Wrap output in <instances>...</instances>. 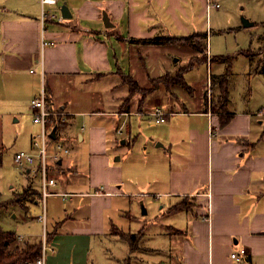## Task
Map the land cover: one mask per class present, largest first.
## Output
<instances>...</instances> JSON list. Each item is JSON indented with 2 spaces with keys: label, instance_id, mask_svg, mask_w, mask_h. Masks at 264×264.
<instances>
[{
  "label": "crops",
  "instance_id": "1",
  "mask_svg": "<svg viewBox=\"0 0 264 264\" xmlns=\"http://www.w3.org/2000/svg\"><path fill=\"white\" fill-rule=\"evenodd\" d=\"M205 2L57 0L56 6L46 7L47 13L62 17L63 4L70 13V18L57 21L43 19L39 0H0V117L11 115L14 123L29 122L30 101L42 88L48 109L66 114L55 138L69 149L57 161V169L67 170L52 190L70 195L47 198L46 227L53 251L47 253L46 264H99L91 256L92 248L104 238L116 239L111 229L123 228L117 224L120 210L140 208L142 198H148L146 204L152 208L158 205L161 212L162 224L149 233L165 240L164 264H235L229 255L239 248L247 250L249 264H264V109L255 113L247 106L236 108L229 99L226 112L232 117L222 124L219 112L210 115L204 101L207 76L199 84H188L191 92L172 86L169 108L144 103L146 111L160 107L168 113L163 124H152L138 103L128 113L104 109L105 105L115 108L128 94L116 82L120 73L147 88L151 79L183 66L182 56L185 62L196 56L178 44L131 40L207 34L206 24H199L206 13ZM103 14L111 25L108 28ZM44 41L50 43L43 46ZM183 47L188 50L182 53ZM211 66L212 61L206 65ZM218 95L212 90L214 104ZM80 114L88 121L98 117L106 122V117L114 122L109 138L106 133L111 130L105 125L98 132L104 144L94 142L97 130L91 129L86 163L76 152L85 142L76 119ZM28 127L31 141L36 125ZM116 134L127 146L122 153L117 150ZM0 146L5 148L1 138ZM54 170L50 167V174ZM23 172L25 180L38 178L33 167ZM33 189L37 199L27 209L10 203L6 213L18 211L24 222L40 224L39 180ZM13 233L20 237L18 243L40 240L38 232L34 236ZM125 254L115 257L106 249L100 259L102 264L105 259L107 264H121Z\"/></svg>",
  "mask_w": 264,
  "mask_h": 264
},
{
  "label": "rangeland",
  "instance_id": "2",
  "mask_svg": "<svg viewBox=\"0 0 264 264\" xmlns=\"http://www.w3.org/2000/svg\"><path fill=\"white\" fill-rule=\"evenodd\" d=\"M211 1L213 3H217L219 8L210 9L209 12L205 13L204 17L199 20L200 26H203V23H205L206 29H209L207 31V40L203 42L204 51L202 53H197L196 56L193 57L196 58L198 62L184 75V80L187 84L191 83L195 85L202 82L206 76L211 77V75H213V78H216L215 80L218 81L216 84H213L211 88L214 93H220L218 82L220 78H227L229 92L228 96L229 99L233 101V104L236 108L247 106L248 108L253 109L255 113L259 110H263L264 64L262 65V63H258V61H264V0ZM243 19L247 20L249 23H251V25L246 27L243 26ZM187 50V48H184L182 53ZM244 50H249L248 53L251 54V58L253 60L251 63V60H248L250 58L238 54L239 51ZM223 56H228L229 60H215V58H220ZM182 57L184 65L177 67V69L187 66L191 60L190 58V60L188 59L185 62V56ZM210 61H212V71L206 67ZM175 72L171 73L172 75L170 73L166 74L175 77ZM215 73H222L221 76L223 77H215ZM107 80L108 79L104 78L103 81L105 83L108 82L110 86H113L112 81L109 82ZM116 82L119 85L118 87L124 86L125 90L128 89L125 82L121 78H117ZM196 87L198 88V85L193 88L196 89ZM150 88V86L147 87V89H149L147 91H152ZM184 90L187 91L186 89ZM113 91L115 92L116 90L113 89ZM167 91L168 90H165L164 87H160L145 95L135 93L133 96H130L126 94L123 99H118L119 102L115 107L116 109L107 107L105 104L104 109H107V111L111 112L115 111L117 114H121L122 112L128 113L130 112V109H136L137 103L139 106L142 100L143 105L150 103L152 105L157 104L159 106H165L166 108H169L168 106L171 103L170 101H172L173 94L171 91ZM163 93H165V96ZM205 96H207L206 90L204 93V99ZM219 96L220 95H218L215 104L213 101H211L214 104H212V109L214 111L216 110L217 112H220L221 107ZM111 103H116V101ZM143 108L144 106L141 108V114H145L147 112L146 109ZM56 117L59 118L56 125L61 127L64 123L63 119L66 118V114L61 113ZM14 118L15 116L12 117L11 115H3L0 117V138L3 146L5 147L0 164V203L12 201V204H16L15 207L17 209L19 207L20 209L25 210L27 209L29 202L37 199V196H34L33 194V186L34 182L38 181V178H35L34 182L29 178H26L25 180V175L23 172L24 169L19 168L15 164L13 157L17 152H26L29 150L30 127L28 126L33 122L32 119H29V122L26 120L23 123H14ZM76 119L78 127L81 129L80 131H82L85 136V142L80 145L76 152L78 153V157L82 160V162L86 163L88 147L90 145L89 142L91 138V129L94 127L95 130H97V133L93 138L95 140L94 142H97L98 145L101 143L104 144V137L102 138V134H99L98 132L105 125L107 129L109 128L108 131L111 130V132L106 133V136L109 138L110 134H113L114 122L109 121L106 117L103 120H105L107 123L99 120L100 118L98 117L90 118L91 120L89 119L90 121H88L82 114L77 115ZM262 119L264 120V114ZM93 120H98L100 122ZM150 121L152 124H154L152 120ZM111 126L112 128H110ZM39 129V126L36 125V127L32 129V131H34L33 135L37 134ZM116 137L117 140L121 139L118 134H116ZM119 143L120 144L118 145L117 150L122 153L127 149V146H122L121 140ZM109 146H111V144H109ZM98 154H102V152L98 150ZM108 154L110 153L108 152ZM57 168L58 167H56V170L53 171L54 173H51V177L55 180H58L60 175L64 174L67 170L62 167L59 169ZM71 190H78V188L71 187ZM147 200L148 198H142V201L140 202L144 204L140 206V208L139 206L135 207L134 209H129L128 207L126 210L122 208L125 212L120 210V214L122 216H119V223L117 224L118 226L121 225L123 228L119 229L117 227H112L111 229V233L116 235L117 238H104L102 239L101 243H97V245H95L91 250V256L97 257V263L102 264L100 258L104 257L105 251L107 249V254L113 255L115 257L126 253L125 260H123L121 264H164L166 261L165 257L167 256V251L164 249L167 247L166 243H164L165 240L161 239L159 236L154 237L149 233L152 229L158 228L162 224L161 216H159L161 212L158 205H155L153 208L152 206H148L146 204L148 203ZM134 204H136V202ZM142 207L145 209V213H143ZM35 211L38 212V209L34 208L33 212ZM13 216H16V219H14ZM24 221L25 220L21 219V214L18 211H14L11 215L6 213L5 209L1 210L0 212V227L2 230L10 232L16 231L26 233L27 235L29 232V234L32 236L35 235L34 233L38 232L41 235V223L30 225L31 222L28 223L27 221ZM28 226H30V230ZM130 233H140L138 248L134 252H130L128 243L123 240V237ZM145 247L153 249L148 251ZM159 258H161V260H159ZM107 262L108 261L105 259V264H107Z\"/></svg>",
  "mask_w": 264,
  "mask_h": 264
},
{
  "label": "built area",
  "instance_id": "3",
  "mask_svg": "<svg viewBox=\"0 0 264 264\" xmlns=\"http://www.w3.org/2000/svg\"><path fill=\"white\" fill-rule=\"evenodd\" d=\"M41 5V16L44 18L49 17L52 20L62 21V17L55 14H48L46 7H52L57 5V0H39ZM212 8H219L217 3H213L211 0H206L205 11L209 12ZM50 42L44 41L43 46L48 45ZM206 107L210 115L213 113L212 109V90L210 83V76L207 77L206 83ZM30 110L32 113V122L39 126V132L32 136L30 141V148L28 151H20L14 154L13 161L21 168L33 167L39 180V203L41 212L37 216L38 221L42 224V231L40 235L41 242V256L38 257L34 262L29 264H46V255L48 252H52L48 241L47 234V215H46V201L50 196L60 195L66 198L70 194L57 193L52 190L57 185V181L51 177L50 167H54L55 163L63 157V155L69 154V149L65 147L60 141L51 139L50 133L53 129L57 130L56 124H51L50 118L53 116L60 115L61 113H53L47 107V97L44 89L40 90V93L33 97L30 101ZM145 116H148L154 124H163L167 120L168 113L160 108L155 107L150 111H147ZM56 133V132H55ZM56 136V135H55ZM50 162L53 164L51 165ZM209 209V206H208ZM210 219V212L208 210L206 220ZM20 237H18L19 239ZM248 252L245 248H239L230 253L229 258L235 264H249L248 263Z\"/></svg>",
  "mask_w": 264,
  "mask_h": 264
},
{
  "label": "trees",
  "instance_id": "4",
  "mask_svg": "<svg viewBox=\"0 0 264 264\" xmlns=\"http://www.w3.org/2000/svg\"><path fill=\"white\" fill-rule=\"evenodd\" d=\"M207 40V34L202 32H196L190 35L186 36H156L150 39H137V40H131L133 43H142V44H151V45H166V44H178L181 46L189 47L193 52L195 53H202L204 51V44ZM247 51V52H246ZM249 50L239 51L238 54L244 55L251 59V54L248 53ZM214 60V59H213ZM215 60L225 61L229 60V57H220L215 58ZM198 62L196 58H191L189 64L183 68H179L176 70L175 75L172 77L168 74L162 75L160 77H157L155 79L150 80V89L156 90L157 88L164 87L165 90H168L169 92L170 87L174 85H179L183 89H186L188 92H191V88L188 86V84L184 80V75L190 71ZM230 62V61H229ZM228 62V63H229ZM229 66V65H228ZM121 79L125 82L127 88H128V94L130 96H133L135 93L145 95L152 91H147L149 89L147 88H141L137 84V82L128 74H122ZM228 75V74H227ZM226 75V77H227ZM214 76L211 75L210 77V83L211 86L213 84H216L218 80H215L213 78ZM223 77V76H221ZM220 78V77H218ZM219 100L221 102L219 117L221 123H225L228 120L231 119L232 115L226 112L227 103L229 100V92H228V79L227 78H220L219 82ZM206 103V96L204 99ZM143 105V100L140 102L139 106ZM58 113H61L58 112ZM59 116V115H58ZM51 124L58 123L59 118L56 116H53L50 118ZM4 153V148L0 147V164L2 161V156ZM57 162L55 163V167H57ZM12 203V201H6L0 203V211L9 204ZM47 238L48 241L51 238V234L49 235L47 231ZM123 240H125L129 245L130 252H134L138 248L139 240H140V233H130L126 234L123 237ZM41 256V242L30 244V243H18V237L15 233L10 231H4L0 227V264H29L31 262H34L38 257ZM129 260V259H127Z\"/></svg>",
  "mask_w": 264,
  "mask_h": 264
},
{
  "label": "water",
  "instance_id": "5",
  "mask_svg": "<svg viewBox=\"0 0 264 264\" xmlns=\"http://www.w3.org/2000/svg\"><path fill=\"white\" fill-rule=\"evenodd\" d=\"M60 12H61V15H62V18H70V13L67 9V7L63 4L61 7H60ZM103 23H104V26L105 27H110L111 25L109 24L108 22V18L106 17L105 14H103ZM251 23H249L247 20H244L243 19V26H250ZM55 132H56V129H53V131L50 133V138L51 139H55ZM143 213H145V211L143 210Z\"/></svg>",
  "mask_w": 264,
  "mask_h": 264
}]
</instances>
